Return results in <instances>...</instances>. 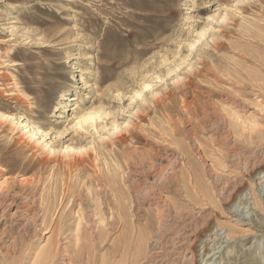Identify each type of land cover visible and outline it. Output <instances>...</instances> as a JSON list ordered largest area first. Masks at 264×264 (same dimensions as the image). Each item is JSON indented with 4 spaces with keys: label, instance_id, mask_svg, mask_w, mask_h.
<instances>
[{
    "label": "rangeland",
    "instance_id": "1",
    "mask_svg": "<svg viewBox=\"0 0 264 264\" xmlns=\"http://www.w3.org/2000/svg\"><path fill=\"white\" fill-rule=\"evenodd\" d=\"M2 88L0 264H264V0H0Z\"/></svg>",
    "mask_w": 264,
    "mask_h": 264
},
{
    "label": "bare ground",
    "instance_id": "2",
    "mask_svg": "<svg viewBox=\"0 0 264 264\" xmlns=\"http://www.w3.org/2000/svg\"><path fill=\"white\" fill-rule=\"evenodd\" d=\"M84 77V76H83ZM82 79V78H81ZM0 90H3V88L2 89H0ZM80 107L77 105V104H74L73 106H72V110H70V111H72V113H74L77 109H79ZM100 112L101 111H99V110H91L90 112L88 111H82V112H80L78 115H77V118H76V124L77 125H79L80 127L81 126H84L85 124H87V123H89L90 121L92 122V121H94V119L96 118V117H98V115H100ZM0 120H2V121H5V122H9V124L10 125H12V126H14V127H16V128H20V126H21V124L20 123H15V120L13 119V117H10V116H6V115H2V114H0ZM14 120V121H13ZM76 125V126H77ZM78 126V127H79ZM16 130V129H15ZM23 131V130H22ZM27 133H29V137H28V139H29V143L31 142V141H34L35 140V138L37 137L36 136V134L33 132V131H29V132H27ZM49 133H50V129H46V130H44L43 131V136L44 137H49ZM26 135V134H25ZM26 135V136H27ZM25 136V138H27ZM127 137H122V140H124V139H126ZM45 140V139H44ZM104 140V139H103ZM35 143H37V144H40V142H38V141H35ZM34 143V144H35ZM45 144V143H44ZM44 144H42V146L44 145ZM105 144V143H104ZM48 145H50L48 142H46V145L45 146H41L42 148H44L45 150H46V152L48 153V154H46V155H49V156H46V157H49L47 160H45L44 162H42V161H38V163H40L39 165H41V163H42V165L44 166V167H47V166H50V165H60V166H62L63 167V169H67V170H69V171H74V170H78V169H81L82 167H85V165L86 164H89L88 162H90L91 161V156H89L90 154H89V150L91 149V148H69V147H65L64 149H61V150H59V151H57L56 149L58 148H53L52 146H50V147H48ZM106 146H107V144H106ZM39 147V146H38ZM37 147V148H38ZM89 147H91V145L89 146ZM101 147H102V145H101ZM104 147V146H103ZM32 148H34V146L32 147ZM36 148V147H35ZM43 150V149H42ZM93 150V149H92ZM91 150V151H92ZM97 150V149H96ZM95 150V151H96ZM95 151H93V152H95ZM97 153H98V151H97ZM57 154H59V156L57 155ZM86 154L88 155L87 157L88 158H86ZM57 155V156H56ZM93 155H94V153H93ZM50 157H53L52 159L50 158ZM46 159V158H45ZM90 160V161H89ZM93 160V159H92ZM91 163V162H90ZM36 164V163H35ZM34 164V165H35ZM37 165V164H36ZM53 166V167H54ZM50 167H52V166H50ZM69 173V172H68ZM74 204H76L75 202H74ZM111 205V204H110ZM86 220V216H82L81 217V219H80V221H81V223L83 222V221H85ZM79 226H80V224H79ZM79 226H78V232H80L79 231ZM82 226V225H81ZM82 227H84V226H82ZM81 227V239H82V237L84 236L83 235V233H82V228ZM85 233V232H84ZM75 239L77 240V242H79L80 241V239H79V235L78 236H76L75 237ZM141 243V242H140ZM205 244V242L204 241H202L201 240V246H204L203 248H205V247H207V246H205L204 245ZM79 246H77V248H78ZM143 248V247H142ZM141 247H139V252H136L138 255H140V257L141 256H143V255H141L143 252V249H142ZM76 249V248H75ZM74 249V250H75ZM127 252V251H126ZM128 256H130L128 253H125V255H124V257H125V261L128 259L127 257ZM131 259V258H130ZM133 259V258H132ZM135 259V258H134ZM136 259H137V257H136ZM135 259V260H136ZM138 259H139V257H138ZM38 260V259H37ZM54 260H55V253H54V250L53 249H50L47 253H45L44 255H43V257H41L38 261V263L39 264H53L54 263ZM144 260V259H143ZM140 262H142V261H137V262H135L134 264H140ZM127 263H129V262H127Z\"/></svg>",
    "mask_w": 264,
    "mask_h": 264
}]
</instances>
